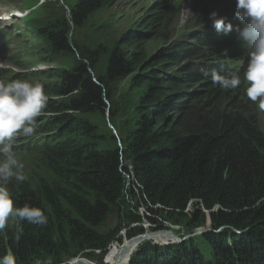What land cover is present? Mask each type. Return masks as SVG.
Masks as SVG:
<instances>
[{"label":"trees","instance_id":"1","mask_svg":"<svg viewBox=\"0 0 264 264\" xmlns=\"http://www.w3.org/2000/svg\"><path fill=\"white\" fill-rule=\"evenodd\" d=\"M109 1L78 0L70 16L48 20L52 2L46 0L28 22L51 53L78 62L61 72L19 63L26 70L20 79L43 74L48 103L36 133L15 143L28 179L7 187L15 206H38L48 222L10 218L0 231V255L11 249L17 264L107 260L122 230L127 239L137 237L147 219L153 231L169 224L187 235L209 221L212 230L202 235L208 258L191 236L166 245L144 241L129 264H264V111L247 97L245 83L222 90L210 75L243 74L248 50L240 33L202 23L204 11L176 34L180 2L157 0L117 39L114 23L112 31L93 22ZM225 16L226 23L238 19L235 12ZM1 32L0 39L9 37ZM151 38L161 47L149 54L142 43ZM127 77L142 89L133 128L106 146L87 116L113 119V85ZM111 215L117 224L108 228Z\"/></svg>","mask_w":264,"mask_h":264},{"label":"rangeland","instance_id":"2","mask_svg":"<svg viewBox=\"0 0 264 264\" xmlns=\"http://www.w3.org/2000/svg\"><path fill=\"white\" fill-rule=\"evenodd\" d=\"M155 1L157 0H111L105 5L104 8L100 9V12L93 19V22L104 25L107 29H111L112 31L114 30L110 27L109 23H114V29L116 31L115 36L117 39H120L127 27L132 26L137 16L141 14L149 4ZM178 1L180 2L181 7L179 12V20L176 22V34H178L179 32L182 33L185 30V24L188 25L190 21L195 20L198 15L204 11H206V14L202 23H212V21L209 19V15L211 12L217 11L221 16H225L230 10L235 9L236 6L235 4H233V0ZM36 2L37 0H0V12H8L9 14L13 12L15 14H18V17L16 18L17 23L15 25L10 26V24H5L1 27H5L9 35V37H4L2 43L0 44V48L5 52L1 55L0 58V72L2 74V77H5V75L7 74V72L5 71L7 68H10V70L14 72H25L26 70H24V67L19 63H24L25 65L27 64L32 67L30 71L49 70L51 72H61L62 70H72L77 66L78 60L76 56L68 53H51V48L48 42L45 39L43 40L42 37L36 35L32 31L31 26L28 27V22L31 19L36 18L39 14L40 4H37ZM51 2L52 3L49 5L48 20L58 19L62 15L70 16L71 10L74 8L78 0H51ZM195 26L196 25L188 27L191 28ZM233 26L238 32V29H242L244 27L243 23L239 19L234 22ZM189 30L190 29H187V32ZM76 32L77 31L75 30V37H77ZM83 33V31H79L78 37ZM142 44L143 48H145L147 53L149 54L152 51L156 52L161 47V45L153 41V38L145 40ZM40 57L54 60L50 61V63H47L40 61ZM42 77L43 74H36L35 76H32L31 79H33V83H41L45 90V88L47 87V82L42 80ZM53 79L56 80V78ZM0 83L6 82L2 80V82L0 81ZM113 92L114 96L112 110L114 111V113H116L113 119L110 117V115L106 117L104 115L102 116V114L100 113H93L92 116H87L88 119L91 120V122H94L98 125L99 131L103 135V140L104 143H106V146H110L114 142V136L120 138L121 135L124 136L126 134L128 129L133 128L132 125L134 110L138 99L142 94V89L133 85L132 77H127L125 79H118L114 83ZM261 121L264 128V113L262 115ZM23 137L24 136L18 137L15 142H19ZM23 151L24 150L20 152ZM146 212L147 211L145 209L143 213L146 214ZM106 224L108 228L115 227L117 224L116 217L111 215L108 218ZM166 226H170V228L168 229H172V231L174 232V236L177 235L179 239L184 238L186 240L187 238H189V234L187 235L183 232V227L169 224H166ZM142 227L146 229V233L152 231L151 223L148 219L144 221ZM211 230L212 228L210 222L208 221L203 227H199L198 229H196L195 232L197 234L194 235L196 246L206 258L210 256V246L202 235L205 232H209ZM122 231L123 232L120 233L122 237V243L116 242L115 247L113 246L114 250L111 253L110 257L107 258V260H105L104 258L98 261H91L95 262L96 264H108V260L113 257L115 249L129 240L127 239V231H125L124 229ZM161 232L166 231H158L156 234H159ZM195 232L193 234H195ZM47 264L50 263L47 262Z\"/></svg>","mask_w":264,"mask_h":264},{"label":"clouds","instance_id":"3","mask_svg":"<svg viewBox=\"0 0 264 264\" xmlns=\"http://www.w3.org/2000/svg\"><path fill=\"white\" fill-rule=\"evenodd\" d=\"M5 14L10 16L8 12H0V26L10 21L3 17ZM235 16L244 25L238 30L248 49L246 66L242 75L239 71L222 75L213 70L211 80L222 90H236L245 83L247 97L257 102L259 110L264 111V0H236ZM209 19L217 32L228 34L233 31V24L226 23L227 17L217 11L211 12ZM4 53L0 51V55ZM201 71L209 75L207 70ZM6 78L11 81L0 83V231L7 227L10 218H19L39 226L48 222L45 212L38 206L27 203L22 207L15 206L12 193L7 187L13 179L20 183L28 179L14 150L19 143L15 140L36 133L38 117L44 113L48 96L41 83L20 79L19 72H8L5 77L0 75L1 82ZM21 234L22 231L15 238L19 240ZM0 264H17V257L11 249L0 255Z\"/></svg>","mask_w":264,"mask_h":264},{"label":"bare ground","instance_id":"4","mask_svg":"<svg viewBox=\"0 0 264 264\" xmlns=\"http://www.w3.org/2000/svg\"><path fill=\"white\" fill-rule=\"evenodd\" d=\"M48 143V142H47ZM140 239V236L134 237L132 239H129L128 241L124 242L122 245L118 246L117 249H115V252L113 254V257L108 260V264H129V259L131 258L132 254L135 252V250L138 248V240ZM146 238L144 239V241ZM152 240L164 243L167 240H171L169 235H167L166 232H161L159 234H153ZM143 241V242H144ZM115 243L112 244V246L115 247ZM100 252V251H98ZM80 258L86 259L84 261H87L88 263L96 264L95 262L91 261L90 259L80 256L76 259H71V261L68 262V264H80L78 261ZM36 264H47V262L38 261Z\"/></svg>","mask_w":264,"mask_h":264},{"label":"water","instance_id":"5","mask_svg":"<svg viewBox=\"0 0 264 264\" xmlns=\"http://www.w3.org/2000/svg\"><path fill=\"white\" fill-rule=\"evenodd\" d=\"M159 231H166L167 235H169V237H170L171 240L170 241H166L164 243H160V242H157V241H153V243H159L161 245H166V244H169V243H180V242H183V240H185L184 238L183 239H179L177 237V235L174 236V232L172 231V229H164V230H159ZM157 232L158 231H153L152 230V231H149L148 233L145 232V233L139 235L140 236V239L138 240V243H139L138 245L140 246L143 243V241H144L145 238H146L145 241L152 240V235L155 234V233H157ZM196 234L197 233L195 232V234H191V235H189V237L190 236H194ZM139 246H138V248H139ZM138 248L135 250V252L138 250ZM84 260H86V259L80 258L78 261L80 262V264H92V263H88L87 261H84ZM130 260H131V258L129 259V262H130Z\"/></svg>","mask_w":264,"mask_h":264},{"label":"built area","instance_id":"6","mask_svg":"<svg viewBox=\"0 0 264 264\" xmlns=\"http://www.w3.org/2000/svg\"><path fill=\"white\" fill-rule=\"evenodd\" d=\"M140 213L142 214L143 213V211L145 210V208L144 207H140Z\"/></svg>","mask_w":264,"mask_h":264}]
</instances>
